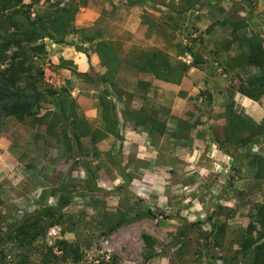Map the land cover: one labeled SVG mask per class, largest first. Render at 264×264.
I'll return each instance as SVG.
<instances>
[{"label": "rangeland", "instance_id": "374dc122", "mask_svg": "<svg viewBox=\"0 0 264 264\" xmlns=\"http://www.w3.org/2000/svg\"><path fill=\"white\" fill-rule=\"evenodd\" d=\"M129 1L23 0L5 12L8 26L40 19L52 35L34 61L42 88L65 93L60 107L47 96L36 116L0 128V231L49 207L62 218L39 251L60 264H253L240 250L264 204V137L230 145L224 127L231 105L264 125V95L238 92L261 72L233 62L253 39L264 47V0ZM155 52L188 74L140 72Z\"/></svg>", "mask_w": 264, "mask_h": 264}, {"label": "trees", "instance_id": "16d2710c", "mask_svg": "<svg viewBox=\"0 0 264 264\" xmlns=\"http://www.w3.org/2000/svg\"><path fill=\"white\" fill-rule=\"evenodd\" d=\"M22 3L23 0H0V128L8 118L24 121L36 116L47 96L60 107L61 98L65 93V90L57 94L42 88L44 71L35 65L34 58L46 52L45 46L39 45V41L46 37L51 38L52 35L47 33L40 19L33 22L29 19L28 28L24 25L19 27L13 23L14 20L8 26L10 20L5 12L15 11ZM129 3L135 4L133 0ZM15 14L20 15V12L16 11ZM255 40L249 42L252 54L236 58L233 62L240 68L251 66L260 70L261 76L251 79L248 86L238 89L243 96L259 101L258 92L264 95V47L259 40L254 44ZM9 52H12L11 56H8ZM167 61L166 55L155 52L136 64V68L142 73H151L159 79L169 81L172 75L175 76L176 71L180 72L179 81L188 74L190 69L188 66L182 64L173 66ZM233 107L234 105H231L227 108L224 141L230 145H254L264 137V125L258 126L243 118ZM58 118L62 123H70L65 119L62 109L58 111ZM72 119L71 124H74L78 120L77 115ZM73 131L75 133L74 129ZM74 140L80 145L78 135L75 134ZM256 163L257 174L264 178V158L257 156ZM145 214L152 218L157 217V214L151 211ZM61 218L60 210L48 207L26 214L19 223L7 225L6 230L0 231V264H7L8 253L13 252L14 254L19 252V261L11 262L12 264H39V253L43 255L41 257L44 258L43 264H60L53 249L48 248L47 253L39 251V242ZM211 227L217 232V237L223 240L225 227L219 228L213 223ZM74 252L77 254V251ZM240 254L244 258H251L253 264H264V204L256 209L241 245ZM230 263L224 260V264Z\"/></svg>", "mask_w": 264, "mask_h": 264}, {"label": "crops", "instance_id": "0c3cea01", "mask_svg": "<svg viewBox=\"0 0 264 264\" xmlns=\"http://www.w3.org/2000/svg\"><path fill=\"white\" fill-rule=\"evenodd\" d=\"M59 57L67 61H75V55L72 52H68L66 49H63L59 53ZM183 81H185V84L187 85L190 84L191 86H194V79L192 78L191 73H189V75Z\"/></svg>", "mask_w": 264, "mask_h": 264}, {"label": "built area", "instance_id": "2783aa9c", "mask_svg": "<svg viewBox=\"0 0 264 264\" xmlns=\"http://www.w3.org/2000/svg\"><path fill=\"white\" fill-rule=\"evenodd\" d=\"M188 63H190V58L188 59V61H187Z\"/></svg>", "mask_w": 264, "mask_h": 264}]
</instances>
